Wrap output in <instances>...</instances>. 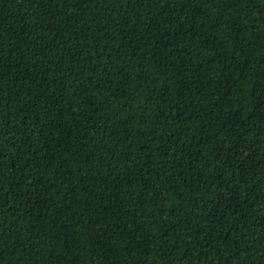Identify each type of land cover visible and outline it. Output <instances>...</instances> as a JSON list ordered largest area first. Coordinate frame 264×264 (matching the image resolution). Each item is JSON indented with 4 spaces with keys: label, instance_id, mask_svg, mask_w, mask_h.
I'll return each instance as SVG.
<instances>
[{
    "label": "trees",
    "instance_id": "obj_1",
    "mask_svg": "<svg viewBox=\"0 0 264 264\" xmlns=\"http://www.w3.org/2000/svg\"><path fill=\"white\" fill-rule=\"evenodd\" d=\"M0 264H264V0H0Z\"/></svg>",
    "mask_w": 264,
    "mask_h": 264
}]
</instances>
